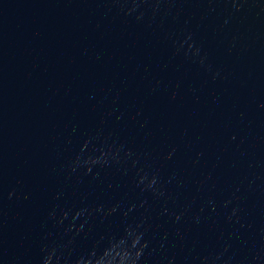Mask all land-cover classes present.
Returning a JSON list of instances; mask_svg holds the SVG:
<instances>
[{"label":"water","instance_id":"water-1","mask_svg":"<svg viewBox=\"0 0 264 264\" xmlns=\"http://www.w3.org/2000/svg\"><path fill=\"white\" fill-rule=\"evenodd\" d=\"M0 264H264V0H0Z\"/></svg>","mask_w":264,"mask_h":264}]
</instances>
